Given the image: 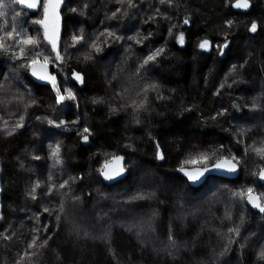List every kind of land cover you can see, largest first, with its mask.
<instances>
[{
  "label": "trees",
  "instance_id": "trees-1",
  "mask_svg": "<svg viewBox=\"0 0 264 264\" xmlns=\"http://www.w3.org/2000/svg\"><path fill=\"white\" fill-rule=\"evenodd\" d=\"M84 2L89 4V9L84 15L69 11L73 7L79 9ZM134 2L137 3V9L132 10L130 16L117 25L105 20L106 11L114 10L115 0H66L62 7L63 39L67 41L70 34L79 28H83L89 35L109 26L119 28L120 34L124 36L135 35L137 29L145 34L152 31L155 33L153 46L165 45L167 40L165 45L167 59L161 62L159 71L150 72L151 78L161 84V93L165 99L157 100L155 95H152L153 111L141 117L143 121L141 125L132 124L129 113L121 112L109 116L106 104L95 106L91 104L92 97L107 99L112 95L113 88L105 83L104 73L115 71L117 65L121 64L124 48L128 46L126 42L120 45L112 44L110 49H105L103 59H98L94 64L77 63L76 57L84 49L71 52L72 60L67 67L76 68L86 74L85 85L74 83L67 85L77 93L80 102L79 113L75 108L66 113L64 109L54 104L53 94L49 88L33 82L27 73L21 75V81L32 89L39 107L28 109L25 114L26 127L15 136L0 135V187L4 189L0 192V212L4 216V219L0 220V232L11 225L18 237L10 243L0 240V259H6L7 264H12L17 253L25 247L24 242L30 238V229L36 223L34 219L36 213H40L42 223L55 228L54 217H49L42 208L54 207L58 203V196L51 198L41 196L37 201L25 197V188L30 181L36 179L44 181L47 178L51 163L48 159L50 142L55 143L59 140L63 145L64 171L53 172L57 183L60 182L61 176L64 179L81 173L85 176L82 184L77 181L72 186L73 193L82 198V203L77 206L75 212L78 221L96 233H99L105 224L110 225L112 246L117 253V259L113 260L99 241H88L87 244L69 241L67 227L62 226L58 232L52 233L54 240L50 242L49 250L41 257L42 264H56L57 252L63 256V264H81L82 261L83 264H173L162 252L157 255L151 250L153 247L163 248L170 223L173 224L178 242L191 241L192 237L200 234L196 247L186 254H181L176 264L207 261L211 250L213 248L218 250L220 246L218 237L210 228L226 231L227 227L232 226L225 223L223 229L220 228V218L223 217L225 207L222 193L253 183V179L248 178L247 173L257 167L259 160L251 155L238 177L234 179L219 177L212 183L196 188L189 186L176 170L180 160L184 159V153L191 151L193 145H199L203 149L209 145L223 143L233 147L235 151L236 146L231 132L226 131L234 126H253L247 143L264 135V113L250 112L244 108L241 116L232 108L233 101L243 108L252 97H257L258 103L264 102L261 98L264 93V71H261L264 66L262 63L264 0H251L252 7L246 12H240L230 6L235 0H176L178 8L168 9L161 6V12L167 11L168 15L173 17L171 21L175 25L173 32L186 33L183 47L175 44L169 36L168 21L143 23V20L154 11V6H158V0ZM16 10L26 14L18 5ZM26 15L28 20L35 18L30 13ZM185 15L190 16V24L182 26L180 22ZM226 19L236 22L231 29L225 27ZM253 19L259 25L257 34H250L245 28ZM101 20H105L103 25L100 23ZM25 27L32 30L31 25L26 24ZM126 28L130 30L125 31ZM225 34L231 41L227 57L219 58L215 51L211 54L201 53L196 48V43L201 38L208 37L214 43H222L221 38ZM140 47L132 44L133 55L125 66L121 79L134 70L136 57L146 54L147 48L140 52ZM248 53H251L248 64L240 73L246 83L233 86L231 90H221L219 96L213 95L231 64L242 63ZM7 67L8 65H4L5 70ZM210 68L213 69L212 72H209ZM67 74L70 76V72ZM60 81L63 84L62 77ZM10 83L17 88L20 87L15 81ZM20 90L23 91L22 88ZM241 97L243 99H240ZM189 106H193V111L183 112L181 115L182 110ZM221 107L228 109V115L212 121L210 117ZM20 108L22 110V105ZM53 108H57L58 111L53 112ZM16 111L17 108L13 105L5 111H0V115L9 119L7 113ZM77 114L95 133L87 145L81 144L75 130L64 134H60V130L45 133L44 130L48 126L35 120L36 116L72 120ZM14 120L15 116L11 117L10 122ZM84 123L80 127H83ZM34 131L41 134L39 138L33 137ZM148 132L160 141L166 155L164 161L153 159L154 145L148 137ZM126 142L134 143L136 151L124 149L122 145ZM176 142H182L180 152L177 151ZM242 150L241 146L237 154H241ZM113 153L125 155L130 170L127 179L106 185L98 176L96 169L106 158L105 154ZM33 155H39L42 159L33 160ZM20 162L25 165L23 169L19 167ZM256 188L258 192L264 191L259 183L256 184ZM137 191L155 192L157 198L129 205L122 203ZM193 209H198L197 214L187 216L181 226L178 218L182 213L191 212ZM153 211L156 212L154 217ZM233 212L236 217L241 212L246 216L242 236L249 237V241L242 257L238 245H233V251L226 260L230 264H255L253 248L258 247V241L264 243V217L246 204L235 206ZM98 217H102V220H98ZM149 217H152L150 223L154 231L147 233L144 238L154 243L149 244L148 251H142L138 246L139 241L135 232L126 229L138 222H148Z\"/></svg>",
  "mask_w": 264,
  "mask_h": 264
},
{
  "label": "snow or ice",
  "instance_id": "snow-or-ice-1",
  "mask_svg": "<svg viewBox=\"0 0 264 264\" xmlns=\"http://www.w3.org/2000/svg\"><path fill=\"white\" fill-rule=\"evenodd\" d=\"M65 3L66 0H0V111H5L13 105L17 108L16 112L7 113L9 119H5L3 115H0V135L4 137H13L20 130H23L26 127L25 114L28 109L39 107V102L34 98L32 89L20 79L21 75L25 73L30 74L36 81L43 82V87L49 88L56 106L64 109L66 113L71 112L73 108L79 113L80 102L77 93L67 85L70 83L85 85L86 74L83 71L76 70V68L69 69L67 65L72 60L71 52L80 49H84V51L76 57L77 63L94 64L98 59H103L102 54L105 53V49H110L112 44L120 45L122 42L128 44L124 48V57L121 64L117 65L115 71L110 70L104 73L105 83L113 88L112 95L107 99L104 97L90 98V102L94 106L106 104L109 116L118 115L121 112L129 113L131 123L141 125L143 122L141 117L153 111L151 106L152 95L154 94L157 100L165 99L161 93V84L158 80L151 78L150 72L159 71L161 62L167 59L165 55L167 40H165V45L153 46L155 33L152 31L145 34L137 29L135 35L124 36L120 34L119 28L109 26L103 27L102 31L90 35L86 34L83 28L76 29L65 41L63 39L64 26L62 25V5H65ZM17 5L21 7L24 13H30L35 18L28 20L26 14L16 10ZM161 6L171 9L178 8L179 4L176 3V0H158V6H154V11L143 20V23H156L158 20L168 21L167 31L169 36L172 37L175 44L183 47L186 42V33L184 31L173 32L175 27L171 23L173 17L169 16L167 11L161 12ZM230 6L235 9H250L252 3L251 0H235ZM113 7L114 10L106 11L105 20L119 25L124 18L130 16L132 10L137 9V3L134 0H115ZM88 9L89 4L84 2L79 9L73 7L69 11L84 15ZM105 20L100 21L101 25L105 23ZM180 23L182 26L189 25L190 16L185 15ZM235 23L232 19L224 21L225 27L229 29ZM26 24L31 25L32 30L25 27ZM245 28L248 33L257 34L259 25L253 19L250 24L245 25ZM129 30L130 28L125 29V31ZM221 39L223 40L222 43H214L208 37L201 38L197 41L196 48L201 53L211 54L215 51L217 57H227L231 49V41L227 34ZM133 43L141 46L140 52H144L145 48H147V52L136 57L134 70L121 79L122 74L125 72V66L128 65L129 59L133 55ZM262 55H264V52H262ZM250 56L251 53H248L242 63L231 64L213 95L219 96L221 90H231L233 86L246 83L240 73L247 66ZM4 65H8L6 70ZM212 71L213 69L210 68L209 72ZM261 71H264V66H262ZM69 72L70 76L67 74ZM60 77L63 78V84ZM10 81H15L20 87H15ZM205 82L207 83V76H205ZM21 88L23 91L20 90ZM261 98L264 99V93H262ZM240 99H243V97ZM232 108L241 116H243L244 108L250 112L260 111L264 113V102L258 103L257 97H252L244 104L243 108L236 101H233ZM52 111L56 112L58 109L53 108ZM192 111L193 106H189L182 110L181 115L183 112ZM227 115L228 109L221 107L210 119L216 121ZM13 116H15V120L10 122ZM35 120L48 126L44 130L45 133L60 130V134H64L75 130L79 140L84 144L90 143V138L95 135L92 128L84 123L79 114L72 120L55 119L49 116H36ZM82 123H84V126L80 127ZM226 131L231 132L236 146L235 151L233 147L226 146L223 143L214 146L209 145L203 149L199 145H193L191 151L184 153V159L180 160L177 168V171L183 174L186 183L203 186L219 178L213 175L214 173H225L238 177L239 173L245 169L247 158L250 155L259 160L257 167L247 173L248 178L253 179V183L222 193L225 207L223 217L220 218V228L223 229L225 223L232 226L227 227L226 231L217 230L214 227L210 228V231L214 232L220 241L219 249L213 248L207 261L198 260L196 264H230L226 257L233 251V245H238L240 256H243L249 241V237L242 236L246 216L241 212L236 217L233 212L235 206L249 205L252 209L258 210L259 214L264 217V191L258 192L256 188L257 183L261 188H264V135L252 140L251 143H247V139L253 131V126H234ZM147 134L154 145L153 159L164 161L166 155L161 148L160 141L151 132ZM32 135L39 138L41 134L34 131ZM176 143L177 151L180 152L182 142ZM241 146L243 150L238 155ZM62 147V142L59 140L48 144V159L51 163L46 180H32L25 188V197L32 201H37L41 196L48 198L58 196V203L54 207L42 208V211L48 214L49 217H54L55 228L53 229L48 224L42 223L40 213H36L34 215L36 223L30 229V238L25 240V247L17 253V257L13 259L12 264H42L41 257L49 250L50 242L54 240L52 233L54 231L58 232L62 226L67 227L69 241L83 244H87L88 241H99L105 246L110 257L113 260L117 259V253L112 246L111 226L105 224L102 230L96 233L80 223L75 215L77 206L82 203V198L73 193L72 186L77 181L82 184L85 179L84 174L68 176L67 179L61 176L59 183L53 176L54 171H64L65 159ZM122 147L132 152L136 151L132 142H126ZM105 156L106 158L96 169L98 176L103 181L117 183L120 179H127L130 169L126 162V156L116 155L115 153L105 154ZM32 159L39 161L42 157L33 155ZM19 167L23 169L25 167L24 163L20 162ZM2 191L4 189L0 187V192ZM100 195L103 196V194ZM213 195L215 197V194ZM155 198H157L155 192L137 191L123 200L122 203L129 205ZM160 203H163V201H160ZM197 212L198 209H193L191 212L182 213L178 218L181 226H183L187 216H195ZM155 215L156 212L153 211L152 217ZM152 217H149L148 222H138L126 229L129 232H135L139 241L138 246L142 251H148L149 244L154 243L144 238L147 233L154 231L150 223ZM3 219V213L0 212V220ZM97 219L102 220V217ZM201 231H203V226ZM17 238L11 225L0 232V240L4 243H10ZM199 238L200 234L198 233L197 236L192 237L191 241L178 242L174 235L173 224L170 223L163 248L153 247L151 250L157 255L162 252L168 260L176 264L181 254H186L190 249L196 247ZM241 240L244 242H241ZM253 255L255 264H264V243L258 241V247L253 248ZM55 259L56 264H63V256L59 252L55 254ZM0 264H7V260L0 259ZM81 264H83V261Z\"/></svg>",
  "mask_w": 264,
  "mask_h": 264
},
{
  "label": "water",
  "instance_id": "water-1",
  "mask_svg": "<svg viewBox=\"0 0 264 264\" xmlns=\"http://www.w3.org/2000/svg\"><path fill=\"white\" fill-rule=\"evenodd\" d=\"M62 7H63V5H62ZM238 10H239L240 12H246V11L249 10V9H238ZM32 11H34V10H32ZM28 77H29L33 82H35L36 84L43 85V82H41V81H36L35 78H34V77H31L30 74H28ZM81 144H82V145H87V144H84L83 142H81ZM128 173H129V172H128ZM176 173H177L179 176H181L182 178H184L182 173L178 172L177 170H176ZM127 175H128V174H127ZM213 175L218 176V177L227 178V179H234V178L237 177V176H234V175H228V174H225V173H214ZM184 179H185V178H184ZM101 180H102V178H101ZM122 180H123V179H120L119 182L122 181ZM102 182H103L104 184H106V185H112V184L117 183V182L103 181V180H102ZM188 185L191 186V187H194V188L201 186V185H198V184H190V183H188ZM248 206H249V205H248ZM249 207L251 208V206H249ZM251 209H252V208H251ZM252 210L258 212V210H256V209H252Z\"/></svg>",
  "mask_w": 264,
  "mask_h": 264
}]
</instances>
